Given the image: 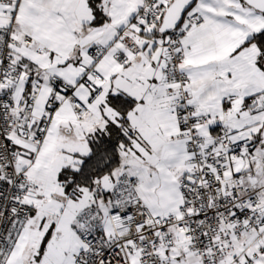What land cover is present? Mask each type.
Instances as JSON below:
<instances>
[{
  "label": "snow or ice",
  "instance_id": "snow-or-ice-1",
  "mask_svg": "<svg viewBox=\"0 0 264 264\" xmlns=\"http://www.w3.org/2000/svg\"><path fill=\"white\" fill-rule=\"evenodd\" d=\"M0 264H264V0H0Z\"/></svg>",
  "mask_w": 264,
  "mask_h": 264
}]
</instances>
